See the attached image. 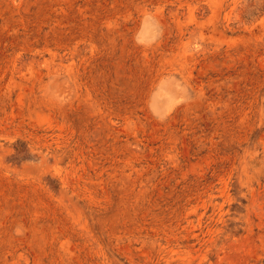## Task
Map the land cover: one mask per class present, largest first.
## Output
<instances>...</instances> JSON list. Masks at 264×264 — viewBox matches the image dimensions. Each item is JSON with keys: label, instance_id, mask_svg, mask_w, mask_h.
Returning <instances> with one entry per match:
<instances>
[{"label": "rangeland", "instance_id": "374dc122", "mask_svg": "<svg viewBox=\"0 0 264 264\" xmlns=\"http://www.w3.org/2000/svg\"><path fill=\"white\" fill-rule=\"evenodd\" d=\"M0 264H264V0H0Z\"/></svg>", "mask_w": 264, "mask_h": 264}]
</instances>
